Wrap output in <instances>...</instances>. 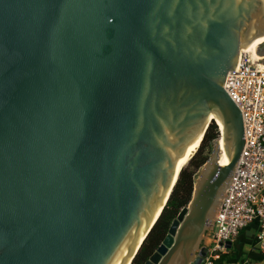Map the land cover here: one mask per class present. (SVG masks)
Here are the masks:
<instances>
[{"label": "water", "instance_id": "95a60500", "mask_svg": "<svg viewBox=\"0 0 264 264\" xmlns=\"http://www.w3.org/2000/svg\"><path fill=\"white\" fill-rule=\"evenodd\" d=\"M243 45L264 72V0H0V264H132L214 121L144 262L201 264L245 142Z\"/></svg>", "mask_w": 264, "mask_h": 264}, {"label": "built area", "instance_id": "2783aa9c", "mask_svg": "<svg viewBox=\"0 0 264 264\" xmlns=\"http://www.w3.org/2000/svg\"><path fill=\"white\" fill-rule=\"evenodd\" d=\"M226 91L241 111L245 142L215 239L207 245L201 264H247L231 262L223 256L232 248L241 229L255 219L259 223V251L264 255V72L248 71L246 51L242 50L236 71L229 73Z\"/></svg>", "mask_w": 264, "mask_h": 264}, {"label": "trees", "instance_id": "16d2710c", "mask_svg": "<svg viewBox=\"0 0 264 264\" xmlns=\"http://www.w3.org/2000/svg\"><path fill=\"white\" fill-rule=\"evenodd\" d=\"M217 128V124L212 121L198 151L181 170L167 205L144 240L132 264H144L166 236L169 226L181 208L188 205L192 197L196 173L208 160L213 149V141L219 136ZM258 230L259 223L257 219L241 229L232 248L223 256V259L231 262H247V264H252L253 260H263L264 255L259 251L257 240Z\"/></svg>", "mask_w": 264, "mask_h": 264}, {"label": "bare ground", "instance_id": "6f19581e", "mask_svg": "<svg viewBox=\"0 0 264 264\" xmlns=\"http://www.w3.org/2000/svg\"><path fill=\"white\" fill-rule=\"evenodd\" d=\"M243 51H246L247 52V49H246V45H243ZM219 123V122H218ZM220 126V128H221V125H219ZM203 138V135L201 134L199 137H198V139H197V142H196V145H195V148L191 151V153H190V155H189V157H188V159H187V161H186V164H188V162L191 160V158L195 155V153L197 152V150H198V148H199V146H200V143H201V141L203 140L202 139ZM220 144H221V148L222 149H224V147H225V145H224V142L221 140V142H220ZM185 164V165H186ZM184 167H179V169H178V173H177V176H176V179H175V182H176V180H177V178H178V174H179V172H180V170H182ZM174 182V183H175ZM173 183V184H174ZM161 210H159L158 211V213L160 212ZM150 225L151 224H149V226H148V229H147V232H146V234H144V235H141V236H139V240H138V245H137V248H139V246L142 244V242L144 241V239L146 238V236H147V233H148V230H149V228H150ZM136 248V249H137ZM136 251V250H135ZM130 260H131V258L130 259H128L127 261H128V264H129V262H130Z\"/></svg>", "mask_w": 264, "mask_h": 264}, {"label": "crops", "instance_id": "0c3cea01", "mask_svg": "<svg viewBox=\"0 0 264 264\" xmlns=\"http://www.w3.org/2000/svg\"><path fill=\"white\" fill-rule=\"evenodd\" d=\"M252 264H264V259L261 261H254L253 260Z\"/></svg>", "mask_w": 264, "mask_h": 264}, {"label": "rangeland", "instance_id": "374dc122", "mask_svg": "<svg viewBox=\"0 0 264 264\" xmlns=\"http://www.w3.org/2000/svg\"><path fill=\"white\" fill-rule=\"evenodd\" d=\"M201 143H202V141H201ZM201 143H200V145H201ZM200 147V146H199ZM210 243V242H209ZM209 243H207L206 245H208Z\"/></svg>", "mask_w": 264, "mask_h": 264}]
</instances>
